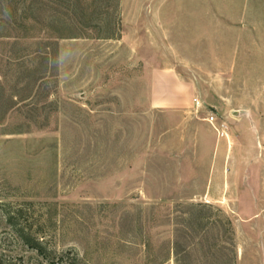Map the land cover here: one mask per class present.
<instances>
[{
  "label": "rangeland",
  "instance_id": "1",
  "mask_svg": "<svg viewBox=\"0 0 264 264\" xmlns=\"http://www.w3.org/2000/svg\"><path fill=\"white\" fill-rule=\"evenodd\" d=\"M74 262L264 264V0H0V264Z\"/></svg>",
  "mask_w": 264,
  "mask_h": 264
},
{
  "label": "built area",
  "instance_id": "2",
  "mask_svg": "<svg viewBox=\"0 0 264 264\" xmlns=\"http://www.w3.org/2000/svg\"><path fill=\"white\" fill-rule=\"evenodd\" d=\"M194 102L198 108H202V103L198 99H194ZM206 121L214 128L219 139L228 138V125L225 121H220L215 112H209Z\"/></svg>",
  "mask_w": 264,
  "mask_h": 264
},
{
  "label": "trees",
  "instance_id": "3",
  "mask_svg": "<svg viewBox=\"0 0 264 264\" xmlns=\"http://www.w3.org/2000/svg\"><path fill=\"white\" fill-rule=\"evenodd\" d=\"M9 222L12 224L13 219L15 217H12V215L7 214ZM14 224V223H13ZM21 238L25 241L26 244H28L32 249H34L39 255L44 256L45 258L48 257L47 255V249L44 246V243L40 239H34L29 236L21 233L20 231H17ZM53 262V261H51ZM74 264H77L74 262Z\"/></svg>",
  "mask_w": 264,
  "mask_h": 264
}]
</instances>
